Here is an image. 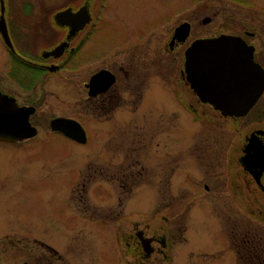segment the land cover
Here are the masks:
<instances>
[{"label": "rangeland", "instance_id": "1", "mask_svg": "<svg viewBox=\"0 0 264 264\" xmlns=\"http://www.w3.org/2000/svg\"><path fill=\"white\" fill-rule=\"evenodd\" d=\"M79 1L81 0H8L6 16L9 20L11 18V28L20 39L18 50L28 55V52H35L41 47L46 48L53 44L57 34L51 31L46 35L43 34V39L40 38L39 33L48 26L44 28L46 23L34 19V16L46 17L57 9ZM232 1L238 3L236 0ZM198 2L201 3L198 12L201 18H216L212 29L220 30L221 23L223 27L227 25L226 22L231 17L229 15L234 12L236 16L245 14V10L239 6L225 3L223 0H104L105 6L100 9L102 19L87 41L84 50L86 53L80 56V64L93 56L97 57L99 53L113 51L116 48L122 49L133 39L135 44L139 42L143 44L136 54L137 66L142 67L140 73L145 74L151 59L156 62L160 58V55L155 53L156 48L162 44L168 31L171 32L175 24L173 21L178 20L177 16L192 14V9ZM29 6L32 8L34 6L35 11ZM94 6L96 8V4ZM147 22L158 23V26L152 29L155 32L150 43L152 52L149 46L144 45V39L140 34V31L144 30L141 28ZM134 31L139 33L135 34ZM127 52L129 51L123 52L122 61H129ZM175 57L178 56L169 57L166 61L171 75L179 65ZM9 61L11 56L0 41L2 83L10 78L18 79V76L7 73L10 70ZM97 63L99 62H93L84 69L83 65L78 67L75 71L76 77H83L85 71L93 70L98 66ZM14 65L17 71L25 76L22 77L26 78L24 80L26 84L30 83L27 79L39 76L38 71L22 67L17 62ZM165 78L160 70H154L153 97L150 100L145 99L143 103L139 102L136 114L130 113L131 109L122 103L120 115L117 114L113 120L92 119L93 126L89 129L92 145L84 147L74 146L70 144V140L59 138L58 135L48 137L49 120L55 116L71 115L74 111V107L70 106L73 96L69 93L70 86L65 80L52 78L38 81L30 91L8 83L21 102H36L39 105L40 109L35 121L41 130L39 136L30 142L26 141L15 147L0 145V264H22L25 260H33L37 264H53L52 260L55 261L54 264H110L108 259H114L116 253V231L96 222L102 218L110 220L108 216L117 214L119 205L122 216L126 215L124 217L126 219H140L149 211L150 214L154 212L157 217L155 222H162L160 218L164 215L169 219L170 226L172 223L188 225L187 236L191 238V247L197 250L194 251L197 254L201 252L199 249L209 251L220 249L221 230L218 217L223 214L222 223H225V210L232 212L235 224L251 223L238 209L240 199L217 198V194L196 197L194 194L200 189L199 186H193L191 180L185 181V176L189 173L194 178L202 180L207 166H201L195 157L190 155L196 143H199L198 138L195 137L199 135V131L196 130L198 125L194 124L189 128L184 124V120L188 122L189 119L181 114L174 116L175 110L167 105L165 97L160 98L161 95L156 90L160 88L163 91L161 81H165ZM73 84L76 86V91L78 88L81 89L80 81ZM78 98L80 99L77 104L81 107V111L85 112V104L81 102L83 96ZM170 116L173 120H170L172 133L168 153L170 161L177 164L171 167L174 173L169 176L168 186L163 183L164 170L161 166L162 160L167 158V155L157 147L156 149L154 147L152 156L149 151H142L138 158L146 172L144 171V177L138 178L132 194L122 195L120 198L113 197L107 193L113 184L96 178L99 182L95 185L98 187L95 192L101 196L90 197L88 209L83 204L84 200L73 199V211L79 213L80 218L76 220L74 216L75 226L70 223L73 213L70 210L71 203L68 209V181L74 176L76 180L77 178L86 180L91 175H100L93 172V168L96 167L110 166L113 170L124 171L130 164L126 163L128 158L124 156L128 152L115 149L114 155L113 152L102 151L103 145L130 143L133 139L138 144H146L151 141H148L150 136L148 130L153 117L161 121ZM134 117L137 126L131 124ZM188 123L191 125L190 122ZM159 127H163L161 122ZM184 130L189 131L183 132ZM201 132L202 145L210 143L213 133L204 128ZM161 140L160 132L154 135L155 143L162 142ZM106 148L112 149L110 145ZM138 169L142 167L138 166ZM230 200L233 204L229 203ZM83 214L89 216L87 226L82 220ZM128 221L130 220L124 222ZM220 252L218 251L217 254ZM179 257L182 259L184 254L179 253ZM233 259L237 264V259L235 257ZM189 262L199 264L200 261L194 257ZM238 264L242 263L238 262Z\"/></svg>", "mask_w": 264, "mask_h": 264}, {"label": "flooded vegetation", "instance_id": "2", "mask_svg": "<svg viewBox=\"0 0 264 264\" xmlns=\"http://www.w3.org/2000/svg\"><path fill=\"white\" fill-rule=\"evenodd\" d=\"M4 1L7 5L8 0ZM223 1L228 4L234 3L245 10V14L236 16L237 14L234 12L229 15L231 17L228 18L227 25L223 27V23H221L220 30L212 29L216 18H201V15L198 14L201 3H196L197 5L192 9V14L177 16L178 20L173 21L175 24L171 28V32L168 31L162 44L156 48L155 53L160 55V58L156 62L151 59L145 74L140 73L142 67L137 66L136 54V51L143 44L142 42L135 44L133 39L122 49L116 48L113 51L99 53L97 57L93 56L80 64V56L86 53L84 50L87 41L94 32L97 23L102 19L100 9L105 6L104 0H96V2L95 0H81L75 4L71 3L57 9L46 17L35 15L34 19L47 24L43 23L44 28L48 26L46 30L42 29L39 37L43 39V34L46 35L47 32L51 31L56 33L57 37L49 47H41L35 52H28V55H24L18 50V46L21 44L20 39L11 28V18L9 20V17L6 16L11 40L18 52V54L12 52L0 35V41L6 46L11 56V61H9L10 70L7 73L11 75L13 70L16 69L12 58L14 57L22 67L38 71L39 76L27 79L30 80L29 84L24 83L26 78L22 77L24 76L21 75L22 73L18 74V79L10 78L5 83L1 82L0 77V91L4 95L15 98L21 107L35 108L36 111L29 117V122L31 127L37 130V134L20 142L0 141L1 146L15 147L26 141L30 142L39 136L41 130V127L35 121L36 114L40 109L39 105L36 102H21L17 93L8 83L30 91L38 81L52 78L65 80V83L71 89H68L73 96L70 100L72 103L70 106L71 108L74 107V111L71 115L55 116L49 120L50 134H48V137L58 135L59 138L64 137L70 140V144L74 146L84 147L92 145L89 138V129H92L93 126L92 119L113 120L117 114L120 115L119 110L122 103L131 109L130 113L136 114L139 102L143 103L145 99H152L154 90L152 87L153 73L154 70H160L163 76L166 77L165 81H161L163 91L156 88L160 93L159 95H161L160 98L165 97L167 105L175 110L173 112L175 113L174 116L181 114L184 118L189 119L188 122L191 125L187 120H184V124L188 125L189 128L194 124L198 125L196 130L199 131V135L195 137L198 138L199 143H196V147L190 152V155L194 156L201 166H207V170L203 173L204 178L202 180H200L201 178H194L189 173L186 174L185 181L187 179L191 180L193 186H199L200 189L194 194L196 197L217 194V198L232 199L234 197L240 199L238 209L246 217V220L251 222L235 224L232 212L228 209L225 210V223H222L224 220L223 214L218 217L221 230L220 249L216 248L215 251L199 249L201 252L197 254V252H194L197 250L191 247V238L187 236L189 232L188 225L181 226L172 223L170 226L169 219L164 215L160 218L162 222H155L157 217L154 212L150 214L149 211L145 213V217L140 219H126L124 218L126 215L122 216V209L119 205L117 207L119 212L108 216L110 220L102 218L96 222L98 225L111 227L116 231V253L114 252V259L109 257L110 264H191L189 261L194 257L197 261H200L199 264H235L233 257L237 259V264L238 262L242 264H264V90L247 115L243 117L225 115L216 106L202 100L200 95L192 89L185 73V54L192 44L197 40L213 39L221 36H233L243 39L250 47L249 50L253 51L255 63L264 72V0H236L238 3L232 0ZM94 4H96V8ZM34 6L33 8L29 6V8L31 7L30 9L34 10ZM67 9H70L73 13L86 9L90 17L89 22L79 30H75V28L81 26L80 22H70L66 26L58 24L55 20L57 13ZM182 25H186L189 32L185 41H179L175 38L176 30ZM155 26H158L157 22H147L141 28L144 30L140 31L142 37L139 35L144 39V45L149 46L150 52L153 51L150 43L151 38L154 36L153 33H155L152 29L156 28ZM202 28L211 29L203 30ZM133 33L138 34L139 32L134 31ZM61 44H66L64 53L60 56L52 55L53 50ZM124 51H129L126 53L129 61L121 60ZM172 56H178L175 58L178 60L179 65L171 75L166 61ZM93 62H99L97 63L98 66L93 70L85 71L83 77H76L77 73L75 71L78 70V67L83 65L84 69L85 66H89ZM77 81L81 82V89L78 88V91H76V86L73 84ZM81 95L83 96L81 102L85 104V112L81 111V107L77 104L80 99L78 97L82 98ZM56 118L79 122L87 134V143L80 144L60 132L53 131L51 121ZM170 120H173L172 116L161 121L153 117L148 130L150 134L148 141H151L146 142V144H138L133 139L130 143L120 142L103 145L104 149L102 151L113 152L114 155L115 149L120 152H128L124 156L128 158L126 163L129 162L130 164L124 171L121 169L113 170L110 166L103 165L106 167L93 168V172L100 175H91L86 180L81 178L76 180V176H74L68 181L67 195L71 200L70 202L68 200V209L71 203L70 210L73 213L70 223L75 226V217L76 220L80 218V214L73 211V199L84 200L83 204L88 209V199L101 196V194L95 192L98 188L95 185L99 182L96 178L113 184V187L107 191L109 195L118 198L122 195L130 196L137 186L138 178L145 176L144 171L146 172V169L141 165V160L138 158L142 151H149L152 156L154 147L155 149L157 147L158 149L161 148L160 151L167 155V158L162 160L161 166L164 170L163 183L166 184V187L168 186L169 176L174 173L171 167L177 164L170 161L168 153L171 146V140L169 139L172 133L170 131ZM136 122V117L132 118L131 124L136 125ZM160 122L163 127H159ZM202 128L213 133L211 142L205 143V145L201 143ZM186 131L189 130L183 132ZM158 132L162 135V142L155 143L154 135ZM109 145L112 149L106 148ZM138 166L142 169L139 170ZM229 203L233 204L232 200ZM82 216L85 225H89V216L84 214ZM125 220L130 221L124 222ZM218 251H221L220 254H217ZM179 253L184 254L182 259H180ZM23 262L22 264H37L33 260ZM52 262L54 264L55 261L52 260Z\"/></svg>", "mask_w": 264, "mask_h": 264}, {"label": "water", "instance_id": "3", "mask_svg": "<svg viewBox=\"0 0 264 264\" xmlns=\"http://www.w3.org/2000/svg\"><path fill=\"white\" fill-rule=\"evenodd\" d=\"M0 8V35L6 46L18 54L10 37L4 0H0ZM55 20L62 26L80 22L81 26L75 28L79 30L90 17L86 9L77 13L67 9L57 13ZM188 33L186 25H182L176 30L175 38L185 41ZM65 47L66 44H61L51 54L60 56ZM249 48L239 37L221 36L197 40L185 54V73L192 89L225 115H247L263 93L264 72ZM35 111L19 106L15 98L0 91V141L14 143L36 136L37 130L29 122ZM51 128L75 142L87 143L86 132L77 121L56 118L51 121Z\"/></svg>", "mask_w": 264, "mask_h": 264}, {"label": "trees", "instance_id": "4", "mask_svg": "<svg viewBox=\"0 0 264 264\" xmlns=\"http://www.w3.org/2000/svg\"><path fill=\"white\" fill-rule=\"evenodd\" d=\"M12 58H13L14 62H17V63L20 64V62H18V60H16L14 57H12ZM13 74L16 75V76H18L19 72L17 71V69H14V70H13V72H12L11 75L13 76ZM14 78H16V77H14Z\"/></svg>", "mask_w": 264, "mask_h": 264}]
</instances>
